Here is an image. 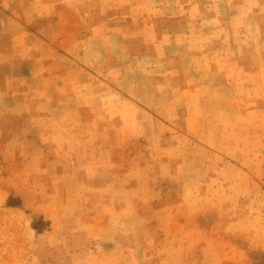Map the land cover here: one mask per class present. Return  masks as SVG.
Here are the masks:
<instances>
[{
  "label": "rangeland",
  "instance_id": "374dc122",
  "mask_svg": "<svg viewBox=\"0 0 264 264\" xmlns=\"http://www.w3.org/2000/svg\"><path fill=\"white\" fill-rule=\"evenodd\" d=\"M0 264H264V0H0Z\"/></svg>",
  "mask_w": 264,
  "mask_h": 264
}]
</instances>
